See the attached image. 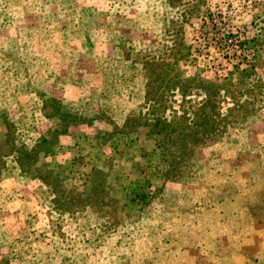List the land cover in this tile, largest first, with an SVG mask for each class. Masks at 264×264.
I'll return each mask as SVG.
<instances>
[{
  "label": "rangeland",
  "instance_id": "obj_1",
  "mask_svg": "<svg viewBox=\"0 0 264 264\" xmlns=\"http://www.w3.org/2000/svg\"><path fill=\"white\" fill-rule=\"evenodd\" d=\"M0 264H264V0H0Z\"/></svg>",
  "mask_w": 264,
  "mask_h": 264
},
{
  "label": "trees",
  "instance_id": "obj_2",
  "mask_svg": "<svg viewBox=\"0 0 264 264\" xmlns=\"http://www.w3.org/2000/svg\"><path fill=\"white\" fill-rule=\"evenodd\" d=\"M149 126L150 127L148 128V132L152 131L153 134H157L161 137V138L158 137V138H160L159 142L162 140L164 142V145H171V144H174L175 142L178 141V142H180L178 144V148H179L178 150L183 155L186 153V152H184V150L186 149L185 142L188 141V137L186 135H183L182 133L176 134L175 132H173V130L165 131V130H168L167 128L169 126L167 124H163L160 120H158L156 122V124L149 125ZM161 130H164L165 133L161 134ZM175 135H177V136L175 137ZM164 145H159V147L161 146L163 149H166L167 146H164ZM171 148L172 147H170L169 150ZM161 155L164 158V159H162L163 162H171V160L175 159V156H172L171 159H165V154H161Z\"/></svg>",
  "mask_w": 264,
  "mask_h": 264
}]
</instances>
